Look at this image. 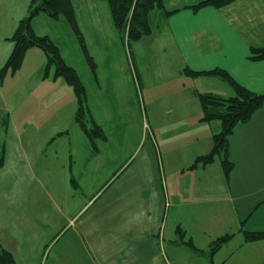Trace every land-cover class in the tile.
Segmentation results:
<instances>
[{"label": "rangeland", "instance_id": "rangeland-1", "mask_svg": "<svg viewBox=\"0 0 264 264\" xmlns=\"http://www.w3.org/2000/svg\"><path fill=\"white\" fill-rule=\"evenodd\" d=\"M30 4V0H0V70L13 51L12 37L20 21L31 17ZM97 11L96 23L86 17L85 25H105L104 13ZM31 23L38 36L51 38L65 62L77 71L87 92L90 115L86 125L91 130L95 121L107 139L93 133L91 137L86 135L76 121L78 101L73 86L62 77L55 78L54 66L46 76V53L30 48L22 67L0 79V155L5 150L0 168L3 247L14 254L18 264H93L86 254L75 262L67 250L66 238L55 239L66 226L67 217L82 210L81 222L94 215L103 229L109 217L115 215L119 226L136 228L138 222L141 230L149 223L155 224L153 208L161 199L170 214L164 224V252L175 264H212L210 244L227 233L222 231L227 225L218 218L222 209L197 199L198 174L179 168L196 150L193 145L197 132L193 130L197 126L191 125L192 114L199 111L202 117L199 96L196 101L181 97L183 93L179 95L178 83L171 81V75L165 76L159 88H138L132 70L126 69L133 49L120 35V48L107 45L104 53L89 40L96 34L86 31V47L95 60L96 76L86 60L80 36L64 15L54 19L43 12ZM11 26L14 31L5 35ZM112 29L116 32L114 24ZM117 84L124 90L117 91ZM201 127L198 134L205 138L209 128ZM52 137L55 140L48 143L46 140ZM69 150L73 154L70 161ZM70 166L73 169L69 172ZM74 178L82 187L78 190L80 199L66 187ZM123 184L127 186L122 191ZM142 185L147 190L151 187L149 191L154 185L161 188L160 193L152 195V217L147 207L142 220L141 215L138 219L133 214L125 216L123 211L134 202L132 198L139 195ZM129 188H133L130 197ZM168 188L171 195L178 194L192 205H177V199L169 197ZM73 197L75 201L69 203ZM178 227L185 231L184 240ZM242 227L264 231V209L253 220L229 231L236 235L213 257V264H264V241L242 245ZM189 239L206 252L188 248L185 243Z\"/></svg>", "mask_w": 264, "mask_h": 264}, {"label": "crops", "instance_id": "crops-1", "mask_svg": "<svg viewBox=\"0 0 264 264\" xmlns=\"http://www.w3.org/2000/svg\"><path fill=\"white\" fill-rule=\"evenodd\" d=\"M203 1L205 0H164L165 9L150 14L152 33L129 45L133 50L131 60L129 59L131 62L128 61L129 69H126L132 70L137 87L145 89L146 85H150L159 88L164 85L165 76L171 75V81L178 83L176 85L179 87V95L183 93L181 97L191 101H196L199 93L203 92L223 97L233 96V89L219 77L192 76L185 73L186 68L198 72L219 68L227 71L250 91L263 93L264 60L254 61L249 56L253 48H264V0H235L220 8H193ZM73 6L85 46L88 44V32L89 35L96 34L101 37L93 35L89 40L104 53L107 45L120 48L119 34L116 28V32L112 29L113 21L108 0H73ZM97 9L104 13L105 25H85L86 17L96 23L94 19ZM14 29L11 26L9 33L5 35L11 34ZM96 79L98 81V77ZM188 82L191 88L187 85ZM114 88L120 92L124 90V87L118 84ZM192 115L191 126H197L193 130V133L197 132L193 145L196 150L179 168H188L198 174L199 187L195 197L203 199L207 205L221 207L218 218L221 223L227 225L222 231L228 233L233 228L238 229L243 222L253 220L264 209V106L249 122L238 124L229 138L228 155L234 162V169L229 178L224 174L221 156L211 165L191 168L198 156L212 148L213 136L221 130L219 121L202 123L199 111ZM201 126L209 128V134L205 138L198 134ZM54 140L55 137H52L46 141L50 143ZM198 144L200 146L197 148ZM96 152H99V149ZM69 157L73 158L70 150L67 152V158ZM72 169L70 166L69 172ZM126 186L121 185V190L126 189ZM66 187L80 199L78 190L82 187L76 178ZM142 188L139 195L134 194V202L123 211L125 216L126 213L133 214V217L138 219L147 207V214L152 217V195L154 192L160 193L161 188L155 185L152 191H149L151 187L147 190L145 185H142ZM128 191L129 197L132 196L133 188ZM168 194L169 197L177 199V205H192L190 201H182L178 194L171 195L169 188ZM74 201L75 197L68 202ZM153 209L156 210L153 216L155 224L149 223L146 229L142 227L141 230L138 222L136 228L125 229L119 226L120 220L115 215L109 217L106 227L102 229L96 216L81 222L82 210H76L75 216L66 218V226L61 227L55 239L66 238L67 250L70 249L75 262L82 260V254H86V259L93 264H165L162 255V251H166L163 249L166 239L164 224L170 214L165 211L161 199ZM142 218L143 216L140 220ZM174 241L176 242V239ZM246 244L248 243L242 245ZM169 259L172 261L170 257Z\"/></svg>", "mask_w": 264, "mask_h": 264}, {"label": "trees", "instance_id": "trees-1", "mask_svg": "<svg viewBox=\"0 0 264 264\" xmlns=\"http://www.w3.org/2000/svg\"><path fill=\"white\" fill-rule=\"evenodd\" d=\"M30 18L20 21L17 30L12 37L14 48L9 56L6 64L0 70V79L3 80L6 75L11 72L18 71L24 62L25 55L30 48L37 47L42 49L48 58L46 65V76L49 75V68L55 67V78L62 77L69 85L73 86L77 101L78 109L76 112V121L82 130L90 135L96 134L101 139L106 140V136L102 128L92 119L94 128L89 130L86 125V118L90 113L87 102V92L77 71L70 67L63 59L60 49L51 40L49 36H38L33 27L31 20L40 13H46L54 19H59L64 15L75 33L80 36L79 41L85 54L86 60L96 75V64L94 59L88 53L85 46L84 37L79 29L76 20L74 6L72 0H30ZM235 0H205L193 8L199 9L206 6L220 8L231 4ZM113 24L119 35L125 40L128 46L131 43L141 40L143 37L152 33V25L150 22V14L155 10H164V0H108ZM170 14V13H168ZM251 60H264V48H253L249 56ZM185 73L192 76H216L228 83L233 89L234 95L223 97L218 94L203 92L199 93V101L202 107V123H210L212 121L221 122V131L214 134L213 146L209 153L198 156L191 168L199 166H208L213 164L216 159L222 157V167L226 178L230 177L234 169V162L228 155L229 138L234 128L238 124L249 122L254 114L264 106V92L255 93L238 83L224 69H213L210 71L198 72L189 68L185 69ZM90 115V114H89ZM92 139V138H91ZM93 142V140H92ZM4 152L0 155V168L4 165ZM244 224V222H243ZM244 233L245 243H255L264 241V231H248L240 228ZM178 233L184 240L185 231L178 227ZM235 233H225L211 242L212 248V264L213 257L235 237ZM188 248L203 252L196 247L194 241L189 239L186 243ZM0 264H18L14 255L5 249L0 242Z\"/></svg>", "mask_w": 264, "mask_h": 264}, {"label": "built area", "instance_id": "built-area-1", "mask_svg": "<svg viewBox=\"0 0 264 264\" xmlns=\"http://www.w3.org/2000/svg\"><path fill=\"white\" fill-rule=\"evenodd\" d=\"M163 252V257H164V261H165V264H174L170 259L169 257L166 255V253L164 251Z\"/></svg>", "mask_w": 264, "mask_h": 264}]
</instances>
